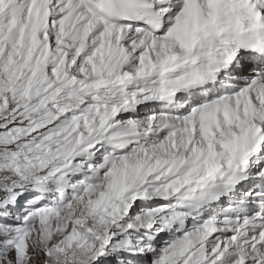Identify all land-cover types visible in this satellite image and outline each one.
I'll use <instances>...</instances> for the list:
<instances>
[{
    "label": "snow or ice",
    "instance_id": "1",
    "mask_svg": "<svg viewBox=\"0 0 264 264\" xmlns=\"http://www.w3.org/2000/svg\"><path fill=\"white\" fill-rule=\"evenodd\" d=\"M0 264H264V0H0Z\"/></svg>",
    "mask_w": 264,
    "mask_h": 264
}]
</instances>
